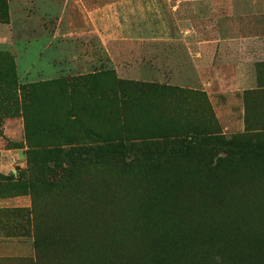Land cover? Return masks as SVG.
<instances>
[{
  "label": "rangeland",
  "instance_id": "374dc122",
  "mask_svg": "<svg viewBox=\"0 0 264 264\" xmlns=\"http://www.w3.org/2000/svg\"><path fill=\"white\" fill-rule=\"evenodd\" d=\"M5 1L6 15L0 19V175L25 170L26 135L32 145L55 141L64 149L76 144L102 145L106 139L119 137L124 144L118 155L103 156L96 167L83 168L81 176L98 179V195L91 197V203L105 205L112 191L119 193L117 222L122 232L131 228L142 234L144 229L140 221L125 217L126 208L138 203L132 189L144 191L143 199L152 195L157 202L165 198L168 204L179 202L182 209L188 203L183 190H209L222 182L227 187L233 185L229 177L237 185L255 189L256 209L250 219L264 227V156H226L215 138L264 133V55L262 61L250 57L242 63L238 53L230 56L227 64L231 66L224 69L221 66L227 65L218 57H208L196 63V70L192 51L187 52L183 42L185 38L200 42L255 35L259 30L251 26L264 23V0ZM200 51L199 45L194 47L198 60L207 57L197 56ZM224 51L219 49L220 54ZM239 64L246 68L244 74L255 67L256 89L240 91L234 71ZM113 79L171 85L189 92L152 91L130 98L127 91L114 87ZM142 109L157 110L159 116L142 122L138 115ZM188 126L197 128L194 137L178 136ZM141 133L147 138L140 139ZM225 156L220 178L207 182L205 177L210 175L205 165ZM84 157L75 162L82 165ZM51 164V170H41L47 180L62 171ZM222 169L231 175H224ZM174 185L176 197L170 196ZM216 192L210 191L209 198ZM51 193L69 199L75 191ZM7 196H0V208L30 204L28 193ZM210 200L200 205L221 206V201ZM96 211L101 225L105 212L101 207ZM14 214L0 213L6 226L4 231L0 227V264H21L18 258L33 254L32 237L16 234L25 224L19 221L20 213ZM165 214L147 218L148 222H161L166 230ZM119 237L129 245L137 243L132 235ZM146 245L144 241L139 246Z\"/></svg>",
  "mask_w": 264,
  "mask_h": 264
},
{
  "label": "trees",
  "instance_id": "16d2710c",
  "mask_svg": "<svg viewBox=\"0 0 264 264\" xmlns=\"http://www.w3.org/2000/svg\"><path fill=\"white\" fill-rule=\"evenodd\" d=\"M6 9V1L0 0V19L6 15ZM113 83L118 91H127L130 98L143 97L152 91L171 94L189 92L188 89L176 86L134 80L113 79ZM25 87L27 86L19 89ZM148 109H142L138 113L142 122H153L159 116L157 110ZM88 133L95 134L92 131ZM196 133V127L188 126L186 132L178 136L190 135L192 139ZM263 134L239 133L227 139L222 135L215 138L224 146L226 156H236L239 159L247 156L262 158ZM139 135H142L139 136L140 139L146 136L143 133ZM210 135L206 134L207 137ZM26 140L29 149L26 152L25 170L17 171L15 175L11 172L0 175V196L28 193L30 197L28 207L0 208V213H8L10 216L20 213L22 219L19 221L25 225L18 227L22 231L16 234L32 237L33 254L18 259L21 264H264V227H259L250 219L255 215L254 200L257 198L252 187L237 185L229 177L231 180H227L233 185L227 187L222 182L209 190L187 188L181 193L185 202H188L182 209L179 202L170 201L168 204V198L157 202L151 199L152 195L143 199L144 191L132 189L138 203L126 208L125 217L140 221L144 231L141 229L143 233L138 234L136 230L129 228L122 232L117 222L121 205L119 193L112 191L111 199L105 205L91 203V197L98 195L97 188L95 189L98 179L94 181L81 176L83 168L96 167L103 156L118 155L119 147L124 144L121 138L106 139L102 145L76 144L65 149L55 141L32 145L29 135H26ZM226 156L217 157L213 165H205V171L210 175L205 177L207 182L210 178L214 181L220 178L218 173ZM80 157H84V161L80 162L82 165L75 162ZM48 162L52 163V167L62 168L60 175L50 180L41 174L43 169H52ZM222 172L224 173L223 169ZM224 175L231 174L225 172ZM198 185L200 188L206 187ZM7 188L13 191L7 193ZM215 189L216 194L209 198L210 191L214 192ZM58 190L65 195L75 191L74 197L68 199L65 195L64 198L53 196L51 191ZM177 195L178 187L174 185L170 196ZM139 198L143 201L140 202ZM208 199L221 201V206L200 205V202ZM97 207L105 212L106 220L101 225L96 221L99 219ZM178 213H182V216L175 219ZM164 214L168 215L165 226L169 227L166 230L161 227V222H148L147 218L157 219L156 217H163ZM200 214L202 218L196 220L195 217ZM0 227L3 231L6 228L1 219ZM147 230L150 235L144 233ZM119 234L132 235L137 243L129 245ZM144 241H147V248L139 246Z\"/></svg>",
  "mask_w": 264,
  "mask_h": 264
},
{
  "label": "crops",
  "instance_id": "0c3cea01",
  "mask_svg": "<svg viewBox=\"0 0 264 264\" xmlns=\"http://www.w3.org/2000/svg\"><path fill=\"white\" fill-rule=\"evenodd\" d=\"M261 24V25H260ZM260 24H253L251 26V28L253 30H259L258 33H256L253 36H249V37H243L239 40L236 39H208L205 41H195L193 38L188 39L185 38L184 45L186 47L187 52H191V56H193L191 58V61L193 62L194 66L196 67V63L198 61L201 60H207L208 57H218L217 59L220 60L221 62H224L227 66H221V68H226V67H230L231 65L228 66V60L232 57H237L238 53H239V58L238 60H242V63L246 62V60H248V58L250 57H256V61H262L261 57L262 55H264V23H260ZM197 45L200 46L201 51L197 52V56L200 54L202 56H207L206 58H202V59H197L196 56H194V47H196ZM204 47L208 48V53H205ZM222 48L226 49V51L222 52L221 54L219 53V49L221 50ZM227 51L229 52V54L227 53ZM202 52V53H201ZM264 60V59H263ZM253 70L251 69V72L249 71V69L245 72V74L243 73V71L246 69L242 64H239V66H234V70L238 75V77H236V79H239V82L241 84V88L240 91L242 92V90H252V89H256L257 88V83H256V69L254 66ZM244 68V69H243ZM209 70H212L209 66L208 68ZM197 70V67H196ZM243 70V71H242ZM213 71V70H212ZM214 74V72H212ZM226 85V84H225ZM230 85H232V82L230 83ZM239 90V89H236ZM17 258V257H16ZM19 259V258H18Z\"/></svg>",
  "mask_w": 264,
  "mask_h": 264
}]
</instances>
